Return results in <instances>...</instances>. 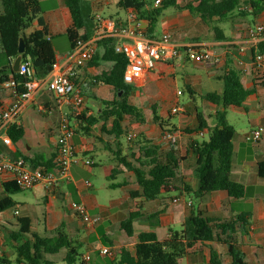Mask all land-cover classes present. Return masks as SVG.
<instances>
[{"label":"trees","instance_id":"trees-1","mask_svg":"<svg viewBox=\"0 0 264 264\" xmlns=\"http://www.w3.org/2000/svg\"><path fill=\"white\" fill-rule=\"evenodd\" d=\"M0 86L10 80H15L17 92L20 95L25 76L13 72V62L20 55L19 45L23 38L26 43L23 61L30 60L38 78L47 77L57 62L53 40L57 36L50 34L47 23L43 17L40 0H0ZM71 12L72 25L65 33L73 50L80 41L90 40L95 33V13L89 0H64ZM150 0H119L118 7L125 12L135 11L138 17L148 22V36L155 39V31L160 19L169 9L174 11H188L194 18L199 19L211 28L217 41H226L228 38L218 26L229 20L243 21L253 16L254 19L264 12V0H187L181 3L179 0H161V4L154 8ZM117 21H119L117 19ZM37 23V28L27 33ZM116 40L104 39L98 42V51L90 67H98L100 62L111 63L109 71H103L94 78V85H105L114 89L116 97L113 100L102 101V109L95 116L87 112L76 115V123L73 126L75 133L79 129L90 135L93 128L101 125V131L113 137V145L102 138L105 148L109 150L117 165L110 169L107 179L114 182L123 172H133L139 191L133 195L145 201H154L164 194L182 193L194 198L193 204L199 207L207 194L226 191L231 199H240L245 195V187L232 180L234 158L235 127L227 120L228 110L232 107L241 108L255 89H248L242 81V71L237 68L232 59L228 60L218 76L223 82L224 89L221 93L208 92L201 95L206 103L220 108L216 112V125L209 128L208 120L201 114H197L198 125L195 129L180 130L172 126L168 121L158 115L157 104L152 106L153 121L163 134H174L182 131L186 134L202 133L210 131L209 141L196 143L192 151L196 158L194 175L198 179V188L184 182L181 174L184 157L179 156L175 150L176 144L169 152L163 154L161 146L149 140L144 133L139 134L140 157L132 154L124 155L122 142L125 136L124 122L126 117H133L142 125L146 123V117L142 110L131 102V98L138 89L125 80V72L128 60L124 55L115 52ZM257 55L264 57V39L252 49V59ZM77 78L75 83L77 85ZM190 93L195 94L190 88ZM1 124V121H0ZM24 129L12 126L8 136L13 143L24 137ZM130 143V141L128 140ZM134 150V148H131ZM56 153L50 159L41 155L34 158L23 157L32 168L54 170L56 168ZM258 174L264 178V160L258 162ZM124 184L112 183L110 188H121ZM7 194H14L21 190L16 183L3 184ZM17 203L8 195L0 200V214L15 208ZM192 207L181 228L171 231L169 236L161 241L155 232H142L137 237V243L133 251L121 247L110 257L108 264H178L185 259L191 251L203 246L216 244L225 255L230 258V264H245L244 242L251 237L252 213H241L227 219L210 218L200 209ZM138 211L131 212L129 217L123 220L120 228L127 236L135 234L134 223L147 218L151 222L156 220L160 213L145 216ZM16 229L10 232V239L14 242L12 248L13 258L16 264H52L47 259L48 255H56L65 250L64 262L77 264L82 259L80 241L71 238L65 230V224L51 230L50 235H40L32 232L31 219L17 218ZM105 243L113 246V242L105 238ZM211 248V264H224L220 254ZM0 264H12V259L0 256ZM82 264V262H81Z\"/></svg>","mask_w":264,"mask_h":264},{"label":"crops","instance_id":"crops-1","mask_svg":"<svg viewBox=\"0 0 264 264\" xmlns=\"http://www.w3.org/2000/svg\"><path fill=\"white\" fill-rule=\"evenodd\" d=\"M48 1L50 0H40L41 5L43 2ZM56 1L57 6L47 9V11H43V17L47 23L50 34L61 37L65 35L67 30L71 27L72 16L70 10L65 5L64 0ZM125 13L127 15V12ZM126 15L122 19L116 18L115 20L118 19L119 21H123L126 18ZM161 19L163 20L164 25L163 33L162 35H158L156 33L157 31H155V39L159 40L164 34L168 33L172 36L173 45H176L180 48H183L185 45L192 44L199 47L217 48L223 50V52L226 53L227 61L232 59L237 68L242 71V81L244 85L248 89H255V92L249 96L243 107H232L228 110V115L229 112H247L249 114L248 127L239 131L235 129L236 133L233 141L234 158L231 174L233 181L240 183L245 187L244 197L240 199H231L226 191H217L207 194L199 207L196 206V203L189 207L188 202L194 201V198L188 197L182 193H179V195L172 198H166L164 195H162L157 200L145 201L144 199L133 195L139 191L134 173L123 172L121 175H119L123 176V181L119 183L124 184V186L121 187V189L124 190V195L120 199L114 201L110 207H106L99 204L96 195L90 192L93 186L85 179V172L91 167H86L81 163L71 167L70 177L68 180L59 181L53 187H45L41 185L29 191H20L32 193L38 197V200L42 199L45 206L50 208L49 211L44 210L43 213L36 211L34 206L30 205L29 203L17 201V199L15 200V198L12 197L14 194H7L3 188V184H12L13 182H5L0 184V200L9 195L17 203L14 209L13 219L15 220L17 218L24 217L31 219L33 233L40 235H50L51 230H54L61 224H65V230L68 235L84 244V234H87L88 229L92 228L86 226L73 213L70 205L66 204V198L71 197L72 202L76 201L85 204L91 215L102 216L103 219L101 223L97 225L96 230L94 229L96 234L91 236V238L94 237L93 242L99 243L105 242V238H107L108 241L113 242V246H108L111 247L114 252L121 247H125L128 250L133 251L134 246L137 243V237L142 232H155L161 241L165 240L171 231H176L181 228L187 216L190 214V209L192 207L195 209L198 207V209L206 213L208 217L218 219H227L241 213L251 212L252 231L251 237L247 239L243 245V252L245 253L244 262L245 264H264V178L259 176L257 167L258 162L264 160V133L262 139L257 144L247 142L246 140V136L251 131L259 127H264V80L263 82H257L258 80L256 79V76L259 73L256 71L253 65V46L248 40L246 34L248 27L255 24L264 25V12L254 19L253 25H249L246 29L245 22H248L249 19L243 21L229 20L233 22V26L229 35L226 34V31L221 28L223 25L222 23L217 24L216 26L223 30L224 35L228 38L226 41L215 40L211 28L205 25L199 19L194 18L188 11H174V14L170 17H166L164 15ZM36 28L37 23H35L27 33L29 34L33 32ZM186 28L192 31L199 30L202 32V34L206 33V36L203 35L205 39L201 40V38L198 37L183 39L181 37V32ZM242 31H244L243 37H241V35L238 33ZM241 49H244V51L242 52ZM55 51L57 62H63L71 49L67 51L65 49L60 50L55 47ZM104 64H108V67H105ZM111 67V63L100 62L98 67H90L87 65L85 67L78 68L77 88L83 97H85V94L88 91H102L103 93L106 92L107 95H103L104 100H100V97L96 98V101L101 103L102 101H108L106 99L115 94L114 89L109 86H96L93 84L94 78L97 75L103 71H109ZM178 68L185 69L186 84L189 86V88L195 94H197L199 90H202V92H200L202 94L204 92V83L206 82V79L219 80L218 76L224 67L221 70H216L199 62L188 60L186 54L183 52L181 57L159 61L157 63L155 72L152 71L153 74L150 75L149 73L151 72H149L136 80V87H145V90L146 87L153 84V75L156 77H158V75L162 77L165 73H169V78L171 79L170 85L175 87V78ZM157 71H160V74L156 75L155 73ZM246 79H250L249 84L245 83ZM163 81L164 79L159 78V80L154 83L156 85L155 88L158 92V95L164 98L163 103L167 104L168 99L174 100L176 98L175 100L177 101L178 98L175 97V95L171 96L168 93V95L163 93L166 92V84ZM13 100L14 96L12 92L0 86V105H9L13 102ZM35 104L39 105V112L42 115L45 117L54 115L56 119H53L52 121L42 120V123L35 124L32 117L33 112L29 108L30 105ZM201 106L206 108L208 114L203 115L200 111V108L194 106L195 114L193 119H184L185 117L183 116L184 120L182 121V118H180V124L177 127L180 128V130H185L187 128L195 129L198 125L197 114H201L203 118L208 120L209 128L213 129L216 125L215 115L216 112L220 110V108L206 103L205 101ZM100 107L102 108V105H100ZM166 108V106L163 108L162 115H164ZM54 110L56 111V114H54ZM86 112L89 115L93 114V111L89 110L85 105H83V107L79 110H73L68 106L58 107L55 103V99L48 91H39L35 94L32 101L24 103L21 111L20 127L24 129V137L12 145H7L5 144L3 135L0 134V154L11 160H16L23 157L34 158L36 155H41L46 160L50 159L55 153H57V139L60 135L59 126L61 122L65 120L70 127H73L74 125L78 126L75 117L73 118V115L75 113L76 115H79ZM162 115L160 116L164 119V121H168L172 125L170 121V118L173 116L172 113L170 112V115L167 117ZM99 126L100 132L96 129L97 127H94L93 132L88 136L86 135V132L79 129V132L75 133V136L71 140V144L77 151L78 155L92 160L95 163L93 166L97 165V156L99 154L108 153L104 143L100 140V138H102L108 143V137L101 134L103 132L101 131V125ZM140 133H144L149 140L161 146L163 154L169 152L173 147L166 139V134L162 133L158 125L157 130H155V132L153 130V135L150 134L148 130ZM174 134L177 137V144L174 146L175 150L178 151L179 156H182L186 159L183 162L181 168V174L183 176L184 182L192 187L193 190H197L198 179L194 175L196 158L192 151V146H194L196 143L206 141L200 140L198 137L204 139L207 134L210 137V131L206 130L199 134H186L182 131H179ZM133 153L136 154V157H140L139 146H135L134 150L130 149V151H124V155L129 156L131 161V156ZM105 171L108 176V169L105 168ZM125 175H132V181H126ZM88 183H90V186H88ZM175 198H179L178 203H173V199ZM58 201L64 202L66 207L62 206V208H58L56 211H54V203ZM138 205L142 207L140 212L146 217L157 212L160 213V215L156 220H152L153 222L147 218L136 221L134 223L135 234L133 237H129L124 231L121 230L120 224L123 220L129 217L131 212L138 211ZM7 211L0 214V222H15L11 218V215L7 213ZM15 211L19 212V216H15ZM39 214L44 215V217L46 216V221L43 222L42 231L40 230V225L42 224L39 223ZM115 229L118 230L116 231ZM100 230H102L103 233H100ZM116 235L122 240H124V238L129 240L120 241L117 239L118 237ZM9 239L10 237H8L9 243L4 244V241H2L0 237V256L5 255L11 259V257L6 254V249L11 246ZM86 246L89 248L92 246V244H86ZM105 246L107 245H102V247H91L90 249L95 251L99 258H102L99 255V250ZM211 248L218 250L217 252L220 254L224 264L231 263L230 258L227 257L225 252H222L216 244H211V246L208 244V246L202 247V251L197 248L194 249L178 264H211ZM94 264L99 263L94 261Z\"/></svg>","mask_w":264,"mask_h":264},{"label":"built area","instance_id":"built-area-1","mask_svg":"<svg viewBox=\"0 0 264 264\" xmlns=\"http://www.w3.org/2000/svg\"><path fill=\"white\" fill-rule=\"evenodd\" d=\"M161 4V0L156 1V6ZM148 22L138 17V14L130 10L123 21L95 14V33L88 41H80L77 46L70 51L63 62H56L50 74L45 78H38L30 60L21 62L19 75L25 76L27 82L23 91L19 95L15 80H10L1 85L2 88L10 90L14 100L9 105H0V134L3 135L5 144L12 145L13 142L8 136V131L12 126H21V111L25 102L32 101L37 92L46 90L53 98L58 107L68 106L74 110H79L84 105V97L78 90L75 79L78 76V68L87 66L96 55L99 47L98 42L113 38L116 40L115 52L124 55L128 60L125 72V80L129 84H135L136 80L143 75L156 69L157 63L170 58L181 57L186 54L188 60L199 62L205 66L221 70L227 61L226 53L217 48L199 47L192 44L180 48L172 43V36L164 34L159 40L151 39L148 36ZM247 38L253 48L264 39V25L255 24L246 30ZM198 48V49H197ZM243 52L244 49H241ZM256 71L264 75V57L257 55L253 60ZM180 94V93H179ZM181 111L179 106H174L171 110L173 115ZM59 137L57 139V155L55 159L56 168L45 170L41 167L32 168L24 159L11 160L0 154V184L5 182L16 183L21 191H29L38 186L53 187L59 181L68 180L70 169L73 165L83 164L92 167L94 162L78 155L71 144L75 136L74 128L64 120L59 126ZM264 127H259L251 131L247 136V142L257 144L263 136ZM129 141H134L135 135L129 133ZM166 139L171 144H177L175 134H166ZM90 186V183H88ZM179 198L173 199V203H178ZM193 201L188 202L191 207ZM73 213L88 227L94 228L101 223V215H91L87 206L83 203L73 201L70 204ZM15 216L19 212L15 211ZM101 257H113L114 250L105 246L99 250ZM92 257L86 254L82 257V264H91Z\"/></svg>","mask_w":264,"mask_h":264},{"label":"rangeland","instance_id":"rangeland-1","mask_svg":"<svg viewBox=\"0 0 264 264\" xmlns=\"http://www.w3.org/2000/svg\"><path fill=\"white\" fill-rule=\"evenodd\" d=\"M92 4H93V9H94V13L95 14H101L105 17L111 18L114 17L113 19L116 18H123L126 13L120 9L118 7V2L119 0H89ZM152 2V6L154 8H156V0H150ZM187 0H180L181 3H184ZM57 6V1L56 0H50L48 2H43V4L41 5L42 10L43 11H47V9H50L52 7ZM2 9L1 3H0V11ZM174 14L173 9H169L165 12V16L166 17H170L171 15ZM248 22H245V29L249 26V25H253L254 22V17L250 16ZM168 20V19H167ZM223 25L221 26V28L223 30L226 31V34L229 35V33L231 32L232 26H233V22L228 21V22H224L222 23ZM163 20L161 19L157 25L156 28V33L158 35H162L163 33ZM199 29V28H198ZM241 37L244 36V31L242 32H238ZM206 33L202 34V32H200L199 30H190V29H183V31L181 32V37L183 39H191V38H201V40H204V36ZM206 36V35H205ZM213 36V35H212ZM54 46L57 49L60 50H67L69 51L70 49V45H69V41L67 39V37L65 35L61 36V37H56L53 40ZM0 50H1V45H0ZM70 53V52H69ZM105 67H108V64H104ZM156 70V69H155ZM155 70L153 72H155ZM153 72L149 73L150 75L153 74ZM156 75L160 74V71H157L155 73ZM186 71L183 68H178L177 69V75L175 78V87H172L170 85L171 79L169 78V73H165L163 74L162 77H160L158 75V77L156 76H152V80L154 81L152 85H149L148 87H146V89L144 90L143 87H136L137 92H135V95L133 96V98H131V102L133 104H135L136 106H138L144 116L146 117V123L140 125L135 118L133 117H126L125 122H124V126H125V136H123L122 138V142L124 145V149L125 150H129L131 148H134L136 146V144L139 142L138 140V136L140 134V132H145L146 130L149 131L150 134L153 135V130L155 132V130H157V125L154 123L153 121V110H152V106L154 104H157V112L158 115H162L163 113V108H165V106L167 107L165 109V113L164 117H167L170 115L171 109L174 106H179L181 111L175 115H173L170 118V121L172 123V125L178 126L180 124V118H182L181 120L183 121L184 119H193L194 117V106L199 107L200 111L202 112L203 115L208 114L206 108H203L201 105L204 102L201 98L202 94L208 93V92H222L224 89V85L223 82L219 81V80H215V79H206V82L204 83V92L201 94L200 92H202V90H199L197 94H192L189 91V86L186 84ZM159 78L164 79V83L166 84V92H163L164 94H169L171 96L175 95V97L178 98V100L176 101L174 100H170L168 99V103L164 104V98L160 97L158 95V92L156 91V85L154 83L157 82V80H159ZM256 79L258 80L257 82H263L264 80V75H257ZM260 80V81H259ZM246 84L250 83V79H246L245 80ZM134 86H136V83L133 84ZM180 93V94H179ZM167 94V95H168ZM103 95H107L106 92H91L88 91L85 94L84 97V105L91 111H93V114L96 116L100 111H101V107L100 105H102V103H99V101H96V98L100 97V100H104ZM102 97V98H101ZM116 94H114L111 97H108V99L106 100H113L115 99ZM32 112H33V119H34V123H42V120L45 121H49V120H53L56 119V117L54 115H50V117H45L44 115H42L39 112V105L35 104V105H30L29 107ZM73 109V108H71ZM169 109V110H168ZM74 110V109H73ZM54 114H56V111H53ZM183 116L185 117L183 119ZM248 118H249V114L247 112H238V113H232L229 112L228 115V121L231 125H233L235 127L236 130H241V129H245L246 127H248L249 123H248ZM184 124V123H183ZM192 124V121H191ZM97 130H99L100 126H96ZM100 132V130H99ZM129 133H132L135 135V139L134 141H130V143L128 142L127 136ZM105 136L108 137V143L113 145V137L108 136L104 133H101ZM98 136V135H97ZM209 135L207 134L206 137L200 138L198 137V139L200 140H209ZM95 164V163H94ZM117 165L116 160L114 159L112 153L108 150V153H103V154H99L97 156V165L96 166H92L88 171L85 172V179L91 183V185L93 186L91 188V193L96 195V198L99 202L100 205L106 206V207H110L111 204L120 199L123 195H124V190L121 188H110V184L112 183H119L121 181H123V176H119L117 177V179L114 182H111L107 179V173L105 171V168L108 169V173L110 172V169L115 167ZM133 177L131 176H127L125 175V180L126 181H132ZM42 194V193H41ZM40 194V195H41ZM179 195V193H170V194H164V196L166 198H172ZM13 198H15V200L17 199V201H24L29 203L30 205L34 206V208L36 209V211L39 212H44V210L49 211L50 208L46 207L45 204L43 203V200L40 199L38 200V197H36L34 194L32 193H25V192H17L14 193V195L12 196ZM71 197H67L66 198V204L71 203ZM66 204L64 202L58 201L54 203V211H56L58 208H62V206L66 207ZM14 209H10L7 211V213L9 215H11V218L13 219V215H14ZM60 210V209H59ZM14 220V219H13ZM15 222H0V237L2 239V241H4V244L9 243L8 242V237H10V232L12 230L16 229V219L14 220ZM46 221V216L44 217V215L39 214V223L42 224L40 225V230H43V222ZM97 225L95 226V228L92 229H88L87 234H84L83 237V241H84V245L83 247L80 248V254L81 255H86V254H90L92 257V262L91 264H94V261L96 263L99 264H108V261L110 260V257H102L99 258V256L97 255V253L95 251H92L90 248H94V247H102V245H107L105 242L99 243V242H93V238H91V236L95 235V231L96 230ZM116 231L118 229H115ZM75 233V232H74ZM100 233H103L102 230H100ZM117 236V235H116ZM90 237V239H89ZM118 237V236H117ZM117 239H119L120 241H126L129 239L124 238V240L120 239V237H118ZM82 240V239H81ZM10 241V247L6 249V254H8L11 259H12V264H16L13 258V241H11V239H9ZM92 244L91 247H87L86 244ZM108 246V245H107ZM208 246V245H207ZM92 251V252H90ZM65 250L61 251L59 254L56 255H48L47 259L49 261L52 262V264H66L64 262V256H65ZM82 256V257H83ZM82 259H80L77 264H81Z\"/></svg>","mask_w":264,"mask_h":264},{"label":"water","instance_id":"water-1","mask_svg":"<svg viewBox=\"0 0 264 264\" xmlns=\"http://www.w3.org/2000/svg\"><path fill=\"white\" fill-rule=\"evenodd\" d=\"M26 50V43L24 41V39L22 38L20 40V45H19V56L15 59V61L13 62V72L14 73H18L20 70V65L22 62V54L25 53Z\"/></svg>","mask_w":264,"mask_h":264}]
</instances>
